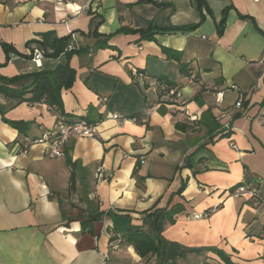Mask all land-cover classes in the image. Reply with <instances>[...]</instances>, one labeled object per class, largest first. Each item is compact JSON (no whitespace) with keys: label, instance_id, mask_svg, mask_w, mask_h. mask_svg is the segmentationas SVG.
Wrapping results in <instances>:
<instances>
[{"label":"crops","instance_id":"obj_1","mask_svg":"<svg viewBox=\"0 0 264 264\" xmlns=\"http://www.w3.org/2000/svg\"><path fill=\"white\" fill-rule=\"evenodd\" d=\"M85 3L0 0V75L56 69L67 59L50 57L55 42L70 37L77 75L63 111L98 123L96 137L71 138L49 158L33 142L54 126L52 109L0 95V264H264V207L234 193L246 185L264 199V0ZM157 81L180 102H161ZM129 231L150 234L161 254L142 258Z\"/></svg>","mask_w":264,"mask_h":264},{"label":"trees","instance_id":"obj_2","mask_svg":"<svg viewBox=\"0 0 264 264\" xmlns=\"http://www.w3.org/2000/svg\"><path fill=\"white\" fill-rule=\"evenodd\" d=\"M226 14L227 11L225 10L223 12V18L218 27V34H222L224 31L225 23H226ZM195 27H197V25L192 26L191 28H195ZM171 29L184 30L186 28H171ZM135 32H140L141 37L144 39L154 38V33L151 32L150 30H139V31L136 30ZM70 40H71L70 37L57 39L55 42L56 52L50 56L57 58L60 55H65L67 59L65 64L59 65L54 70H50V71L39 70L28 74L16 76L13 78H6L0 75V95L14 99L17 101V103H22V102H27L30 104L45 103L52 109V111L55 114L56 113L64 114L63 103H62V91L72 88L74 82L76 81V75H77L76 70L71 67L69 63V59L72 57L73 54L79 52V50H75V49L71 51H65L67 45L71 42ZM103 46H105V43H100V47ZM2 47L4 48V50L8 55L10 53H18L14 47L8 44L3 43ZM17 84L20 85L16 86ZM168 86L171 88H176L172 85H168ZM27 95L30 96L27 97ZM243 105L244 106L247 105L246 102L244 101V98H243ZM0 113H2L1 108H0ZM205 115L204 118L208 119L207 121L211 122L210 124L208 123V125H210V134H212L218 128V124L214 122L212 118L213 115L210 111L206 112ZM10 124L14 127L19 128L20 125L23 123L10 122ZM177 128L180 130H184L185 127L181 124H178ZM221 137H226V134L222 135ZM68 164L71 165V162H68ZM183 189L184 187H182L180 191H182ZM182 207L183 206L181 204L174 205L168 213L170 215L178 214L184 210V208ZM210 213L211 211L206 212L208 216L210 215ZM96 219L97 218H92L87 222L89 223L95 221ZM171 221L173 222L174 220L172 219ZM87 222H84L83 224L86 225ZM124 242L132 244L136 252L142 258H147L152 255H160L162 251L161 243L155 240L150 234H147L143 231H129L125 236ZM219 253L222 256V258L225 260V262L229 263V257L225 255L223 252H219Z\"/></svg>","mask_w":264,"mask_h":264},{"label":"built area","instance_id":"obj_3","mask_svg":"<svg viewBox=\"0 0 264 264\" xmlns=\"http://www.w3.org/2000/svg\"><path fill=\"white\" fill-rule=\"evenodd\" d=\"M259 2V0H254ZM93 0H86V3L83 7V10L89 11L92 8ZM74 50L73 42H70L65 51ZM45 58L44 52L40 49L33 51L32 60L37 64L41 65L42 60ZM154 87L158 90V93L161 95V102L167 104H175L180 102L181 93L177 88H171L163 82H155ZM236 88V87H235ZM216 101L218 103L223 101V93L216 94ZM235 106L237 109H242L243 107V96L239 95ZM188 114V112H187ZM56 121L54 126L47 131L41 139L34 141V144H44L46 145V155L49 158H56L64 155V147L66 143L71 138H94L98 135V123L88 121L86 119L79 120H70L64 114L56 113ZM109 118L116 120L120 123H123L127 120L136 121V118H126L121 117L117 114L109 115ZM196 118L191 116V121H194ZM27 149H24L23 152L26 153ZM104 177V168L100 166L97 168V178L98 180ZM235 195L248 197L251 200V203L254 207H264V199L260 197L259 189L252 188L246 185H241L235 189ZM205 214H196L194 218L207 217Z\"/></svg>","mask_w":264,"mask_h":264}]
</instances>
